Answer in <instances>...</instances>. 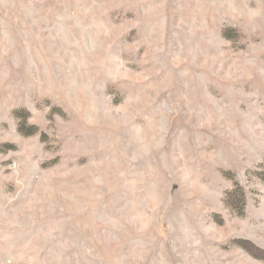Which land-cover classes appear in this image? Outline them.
<instances>
[{"label": "rangeland", "instance_id": "rangeland-1", "mask_svg": "<svg viewBox=\"0 0 264 264\" xmlns=\"http://www.w3.org/2000/svg\"><path fill=\"white\" fill-rule=\"evenodd\" d=\"M0 264H264V0H0Z\"/></svg>", "mask_w": 264, "mask_h": 264}]
</instances>
